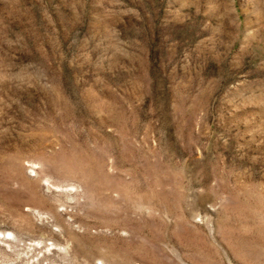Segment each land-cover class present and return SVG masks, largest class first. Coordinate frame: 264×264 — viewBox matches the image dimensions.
<instances>
[{
    "label": "rangeland",
    "instance_id": "obj_1",
    "mask_svg": "<svg viewBox=\"0 0 264 264\" xmlns=\"http://www.w3.org/2000/svg\"><path fill=\"white\" fill-rule=\"evenodd\" d=\"M0 264H264V0H0Z\"/></svg>",
    "mask_w": 264,
    "mask_h": 264
}]
</instances>
